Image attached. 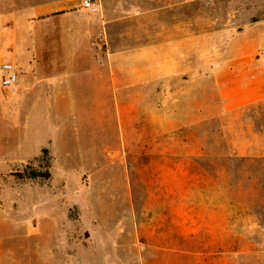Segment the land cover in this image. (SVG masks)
<instances>
[{
	"label": "rangeland",
	"instance_id": "obj_1",
	"mask_svg": "<svg viewBox=\"0 0 264 264\" xmlns=\"http://www.w3.org/2000/svg\"><path fill=\"white\" fill-rule=\"evenodd\" d=\"M180 1L169 23L201 14ZM204 2L193 25L219 34L221 56L264 36V0ZM203 59L111 96L108 123L86 75L68 80L77 103L53 87L37 104L17 95L19 67L0 96V264H264V103L227 113ZM47 157L50 178L27 177Z\"/></svg>",
	"mask_w": 264,
	"mask_h": 264
},
{
	"label": "crops",
	"instance_id": "obj_2",
	"mask_svg": "<svg viewBox=\"0 0 264 264\" xmlns=\"http://www.w3.org/2000/svg\"><path fill=\"white\" fill-rule=\"evenodd\" d=\"M82 3L0 0V25H5L0 39L6 42L0 45V79L3 62L20 67L25 73L17 87L19 98L32 93L36 103L42 104L46 95L57 94L60 100L77 103L74 90L67 88L68 80L79 82L86 75L95 106L93 117L108 123L105 107L111 96L121 104L127 89L157 85L158 78L166 75L184 76L189 68L180 66L188 65L197 53L204 58L198 75L213 79L227 113L264 103V36H252L240 54L221 56L215 45L219 34L193 25L205 19L204 0H181L178 4L200 5L202 12L192 20L187 17L172 23L169 6L174 4L169 0H99L97 13L87 11ZM207 39L214 42L210 50ZM26 41L37 42L34 49ZM41 86L42 91H35ZM53 87H60V92L53 95ZM253 135L264 138V130Z\"/></svg>",
	"mask_w": 264,
	"mask_h": 264
},
{
	"label": "built area",
	"instance_id": "obj_3",
	"mask_svg": "<svg viewBox=\"0 0 264 264\" xmlns=\"http://www.w3.org/2000/svg\"><path fill=\"white\" fill-rule=\"evenodd\" d=\"M82 6L90 13H97L100 10L99 0H83ZM1 80L2 88L14 87L19 80V67L10 62H3L1 64Z\"/></svg>",
	"mask_w": 264,
	"mask_h": 264
},
{
	"label": "trees",
	"instance_id": "obj_4",
	"mask_svg": "<svg viewBox=\"0 0 264 264\" xmlns=\"http://www.w3.org/2000/svg\"><path fill=\"white\" fill-rule=\"evenodd\" d=\"M45 152H47L46 149H44ZM51 176V171H50V159L47 157L46 158V168L45 170H31V172H27V177L29 178H41V179H49Z\"/></svg>",
	"mask_w": 264,
	"mask_h": 264
}]
</instances>
